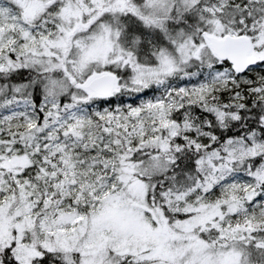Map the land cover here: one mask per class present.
<instances>
[{
  "label": "snow or ice",
  "instance_id": "1",
  "mask_svg": "<svg viewBox=\"0 0 264 264\" xmlns=\"http://www.w3.org/2000/svg\"><path fill=\"white\" fill-rule=\"evenodd\" d=\"M0 264H264V0H0Z\"/></svg>",
  "mask_w": 264,
  "mask_h": 264
}]
</instances>
